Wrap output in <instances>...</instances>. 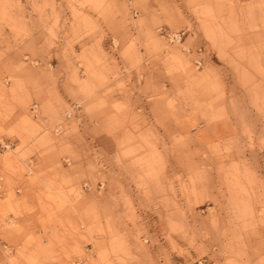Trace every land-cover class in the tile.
Wrapping results in <instances>:
<instances>
[{"label":"rangeland","instance_id":"1","mask_svg":"<svg viewBox=\"0 0 264 264\" xmlns=\"http://www.w3.org/2000/svg\"><path fill=\"white\" fill-rule=\"evenodd\" d=\"M1 140L0 264H264V0H0Z\"/></svg>","mask_w":264,"mask_h":264},{"label":"crops","instance_id":"2","mask_svg":"<svg viewBox=\"0 0 264 264\" xmlns=\"http://www.w3.org/2000/svg\"><path fill=\"white\" fill-rule=\"evenodd\" d=\"M64 167H66V166H64ZM0 170L2 171V168ZM4 175H6V173L3 174L2 172H0L1 178H3ZM24 176H29V175L25 174ZM54 176H56L55 172L51 174L52 178H54ZM18 187L23 188L22 190H23L24 194L27 196L26 200H27L28 205H32L34 203L33 198H32V196H33L32 194L36 191L34 183L28 181L27 178H23V179L19 180ZM18 187L14 188V192L16 195H19V193H20ZM0 193H1V195L4 194L5 190L2 189ZM33 217H34V211H28L27 212L25 210H22V214L19 215L17 218L19 220V224L21 226L19 231H16V232L13 231V232H10V234L5 233L3 235H0L1 236L0 241L3 239L2 237H4V238H6V240L3 239L4 241L3 240L2 241L7 243V244H10V243L19 244L30 233L31 234H35L36 232L38 233L39 229H37V225L34 222ZM57 228H60V227L57 226ZM5 230H8V229H5ZM50 233L52 234V231H50ZM50 239L52 240V242L55 241L54 239H52V237H50ZM43 240L45 242H47L49 239L44 237Z\"/></svg>","mask_w":264,"mask_h":264},{"label":"built area","instance_id":"3","mask_svg":"<svg viewBox=\"0 0 264 264\" xmlns=\"http://www.w3.org/2000/svg\"><path fill=\"white\" fill-rule=\"evenodd\" d=\"M169 39H176L177 37V33L176 32H171V31H167L164 33ZM70 116V112L67 111L64 113V117H69ZM58 129V125L56 126ZM8 142H4L3 140L0 141V146H6ZM5 247V244H4Z\"/></svg>","mask_w":264,"mask_h":264},{"label":"bare ground","instance_id":"4","mask_svg":"<svg viewBox=\"0 0 264 264\" xmlns=\"http://www.w3.org/2000/svg\"><path fill=\"white\" fill-rule=\"evenodd\" d=\"M177 41V40H176Z\"/></svg>","mask_w":264,"mask_h":264}]
</instances>
